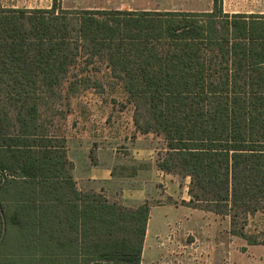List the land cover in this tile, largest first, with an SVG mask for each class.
<instances>
[{
	"label": "trees",
	"instance_id": "16d2710c",
	"mask_svg": "<svg viewBox=\"0 0 264 264\" xmlns=\"http://www.w3.org/2000/svg\"><path fill=\"white\" fill-rule=\"evenodd\" d=\"M80 56L121 83L138 133L163 138L155 165L190 179L182 204L228 216L232 235L264 245L245 232L264 210V13H225L222 0L209 12L53 0L0 7V251L11 241L25 264H140L150 204L78 192L64 139L42 118Z\"/></svg>",
	"mask_w": 264,
	"mask_h": 264
},
{
	"label": "rangeland",
	"instance_id": "374dc122",
	"mask_svg": "<svg viewBox=\"0 0 264 264\" xmlns=\"http://www.w3.org/2000/svg\"><path fill=\"white\" fill-rule=\"evenodd\" d=\"M61 8L71 9H95V10H117L131 9L139 10H178L195 11L205 7V0H56ZM53 0H0V7H35L51 8L48 6ZM16 7V8H17ZM223 9V8H222ZM226 10H235L239 13H264V0H226ZM87 56H80L77 64L67 75L66 81L59 90L60 97L50 99L48 105L42 108V118L46 121L48 130L67 141L71 155L79 156L80 153L89 152L92 159L94 153L103 151L106 156L110 151L123 164V168L116 173L115 182L100 184L106 189L105 195L117 198L118 192L128 185L125 176H130L136 170L144 171L151 169V162L146 160L135 161L131 158V142L140 135V145L146 150H153L155 162L159 160L165 152V142L161 136L149 133L139 134L133 125V105L128 101L127 95L122 89L121 83L112 77L106 64L94 58L90 63H86ZM74 83L72 87H68ZM120 162L122 164H120ZM145 175V172H142ZM142 173H140L142 175ZM176 184L178 202L181 206L179 215L181 218L189 217L190 213L201 215L189 217L187 224L213 232V237L217 240L221 235L222 244L226 250L219 253H212L210 262L217 261L219 256L221 261L227 264H264V245L248 244L246 239L232 235L230 233V221L228 216H219L212 212L194 211L183 205L182 201H189L188 177L179 174H171ZM145 181L148 179H144ZM126 181V182H125ZM156 194L149 199L150 204L170 202V197L164 193L165 186L155 183ZM185 223V224H186ZM245 232L247 235L256 236L258 240L264 238V210L248 217ZM217 235V236H216ZM226 242H225V239ZM183 242V241H181ZM184 242L181 243V246Z\"/></svg>",
	"mask_w": 264,
	"mask_h": 264
},
{
	"label": "crops",
	"instance_id": "0c3cea01",
	"mask_svg": "<svg viewBox=\"0 0 264 264\" xmlns=\"http://www.w3.org/2000/svg\"><path fill=\"white\" fill-rule=\"evenodd\" d=\"M49 5H51V3ZM204 5V8L191 12L211 11L212 0H205ZM16 7L17 6H12V8ZM28 8L33 9L42 7L35 6ZM222 8L225 13H239L235 10H226V0H222ZM117 10L157 11L145 10V8H140L139 10H131L129 8ZM141 135L144 136L147 134ZM139 140L140 135H137L133 143L131 142V158L135 161L146 160L151 162V169L142 171L145 172V175L141 171L136 170V172H132L130 176H125L123 179H126L128 185L126 184V186L118 192L117 198L112 199L105 195L106 189L101 188L99 183L109 184L118 179L116 178V173L123 168V164L120 162L122 165H118V167L115 168V164L117 165L119 161H117L118 159L114 155V152L110 151V153L104 156L103 151H98L94 153L95 155H93L92 159L89 152H84L80 153L77 157L71 155L68 145L69 143L67 141V146H65L66 157L72 164L70 173L76 190L81 193L100 194L110 203H116L127 209H134L144 202L149 203L150 197L156 194L155 183H161L165 186L164 193L166 196L170 197V202L155 205L149 203L150 209L145 226L140 264H227L226 261H223L222 263L220 256L217 261L210 262L211 260L209 259H212L211 255L213 252H216V248H218L217 252L219 255L222 250L224 252L227 249L226 246H221V235H218L220 245L218 247V242L215 239V236H212L213 232L205 229V225L202 226V228H199L200 226H198V229H195V227L186 223L188 222L189 217L193 216V214L199 216V218H201V215L190 213L189 217L184 218L175 215V212H179L181 208V206L177 204L179 200L177 196L178 184L175 185L174 181L170 179V177H172L171 174L157 169L153 150H146V148L143 149L144 147L140 145ZM140 173H142V175ZM144 179L148 180L145 181ZM188 209L191 208L188 207ZM192 210L199 211L196 209ZM48 231H50V229H46L45 234H48ZM67 233L68 231L65 228L60 230L61 236H64ZM181 241L184 242L183 246H181V243H183ZM5 259H8L11 262H7L6 264H25L21 262V257H18L17 251L13 247V244H11V241L6 243L0 251V262H5Z\"/></svg>",
	"mask_w": 264,
	"mask_h": 264
}]
</instances>
